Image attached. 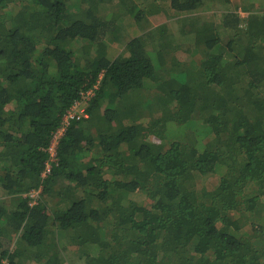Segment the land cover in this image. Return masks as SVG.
Returning <instances> with one entry per match:
<instances>
[{"label":"trees","instance_id":"obj_1","mask_svg":"<svg viewBox=\"0 0 264 264\" xmlns=\"http://www.w3.org/2000/svg\"><path fill=\"white\" fill-rule=\"evenodd\" d=\"M260 13L0 0V264H264Z\"/></svg>","mask_w":264,"mask_h":264},{"label":"rangeland","instance_id":"obj_2","mask_svg":"<svg viewBox=\"0 0 264 264\" xmlns=\"http://www.w3.org/2000/svg\"><path fill=\"white\" fill-rule=\"evenodd\" d=\"M117 8V7H116ZM210 11H208V10H206L205 12H204V14L203 13H201V15H209V17H212L210 14L211 13H209ZM122 21H124V24L123 25H128V23L130 22V18L128 17L127 18V20H122ZM157 21H153V23H156ZM126 28V27H125ZM124 31H126V32H128V33H130V35H132V36H135V34H133L132 33V28L131 27H128L127 26V28H126V30L124 29ZM178 58H183L182 56H184L182 53H178ZM158 110V109H157ZM81 111H82V109H81ZM171 125H173V124H169V125H167V129H165V130H168V128H169V126H171ZM173 126H175V125H173ZM176 128H177V130H185L186 129V127H187V124H184V127L183 128H181V127H179V126H175ZM187 130V129H186ZM170 133H173V132H171V131H169ZM187 134L185 133V136H186ZM188 136V135H187ZM215 175H217V176H213V177H208V178H202V177H200V176H197V181H196V183H197V186H198V188H204V187H206L207 189H212L213 187H215L216 186V184H217V182H218V174H215ZM12 240H13V238H12Z\"/></svg>","mask_w":264,"mask_h":264},{"label":"built area","instance_id":"obj_3","mask_svg":"<svg viewBox=\"0 0 264 264\" xmlns=\"http://www.w3.org/2000/svg\"><path fill=\"white\" fill-rule=\"evenodd\" d=\"M244 14L240 12V16L242 17ZM93 95V92H87L86 94L82 95V99H83V102H87ZM80 103H77L76 105H79ZM82 109V108H81ZM80 109V111H81ZM83 110V109H82ZM71 115H68L67 117L64 118V120H66V118L70 117ZM65 129V126L62 127L58 132L57 134L54 136L53 140H52V143H51V146H50V153L52 156H54V151H55V146H56V143H57V139L59 137V135L64 131ZM39 191H31L29 193V198H31V200H36L39 196Z\"/></svg>","mask_w":264,"mask_h":264},{"label":"crops","instance_id":"obj_4","mask_svg":"<svg viewBox=\"0 0 264 264\" xmlns=\"http://www.w3.org/2000/svg\"><path fill=\"white\" fill-rule=\"evenodd\" d=\"M260 0H251V4L254 5L255 9L256 10H259L261 13L260 14H264V0H262L261 3H259ZM262 6V7H261ZM261 7V8H260ZM244 15L243 16H247L248 13H243Z\"/></svg>","mask_w":264,"mask_h":264},{"label":"clouds","instance_id":"obj_5","mask_svg":"<svg viewBox=\"0 0 264 264\" xmlns=\"http://www.w3.org/2000/svg\"><path fill=\"white\" fill-rule=\"evenodd\" d=\"M242 13V12H241Z\"/></svg>","mask_w":264,"mask_h":264}]
</instances>
